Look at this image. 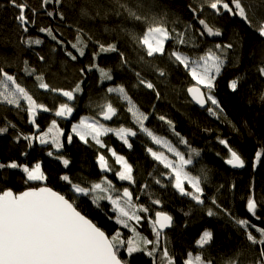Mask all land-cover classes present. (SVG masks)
Here are the masks:
<instances>
[{"label": "trees", "instance_id": "1", "mask_svg": "<svg viewBox=\"0 0 264 264\" xmlns=\"http://www.w3.org/2000/svg\"><path fill=\"white\" fill-rule=\"evenodd\" d=\"M151 2L152 0H145L146 5H150ZM28 3L38 9L35 17L36 26L29 25V31L23 32L15 20L18 10L10 6L9 0H0V67L16 77L17 82L33 95L37 103H43L50 108L58 106V103L66 101V98L40 89L35 76H29L24 71L25 62L37 73L42 74L45 82L53 88L71 90L79 83L83 91L77 94L76 100L67 101L70 105H75V110L68 120L55 117L52 112H38L36 125L39 126V133H37L36 125L31 123L32 117L24 110L27 107L24 101L21 102L23 107L20 109L0 103V126L8 127V132L0 135V162L15 161L22 165L27 164L29 167L40 162L48 177L43 183L67 198L72 197L73 193L69 190L70 186L61 179L63 175L70 176L75 182L81 180L95 182L106 176L117 189L129 188L134 193V200L136 196H139L137 203L151 209L149 213L141 214L145 217H154L155 211L171 208L184 218L181 225L165 231L171 241L170 249H174L177 254V264H181V253L188 249L196 251L194 241L205 229L214 233V244L210 250L213 256L226 258L237 248H241L245 253L242 259H255L252 254L253 248L258 252L259 246L249 245L242 231H238L227 216L221 213L218 218L207 217L200 206H197L190 198L181 196L171 186L172 181L168 179L170 170L155 161L147 148L151 147L157 152H163L173 160L172 154L141 133L138 126L134 124L131 114L127 113L126 107L123 106V101L116 104L115 94L107 93L106 90L109 87L124 86L140 110L148 115L146 127L169 141L173 147L184 153L186 158L191 155L192 149L199 152V156L191 157L193 164L186 170L191 171L193 175H199L203 170L206 179L202 186L205 189V197L209 198L206 199L209 207H213L210 198L215 197L218 203L231 210L234 216L247 218L257 226L264 227V208L258 209L261 220H256L246 210L247 199L251 192H255L258 200L264 199V155L259 161L256 160V153L264 150V102L259 99L261 88H264V81L258 77L249 57L253 47L258 49L261 44H264V38L250 30L238 17H232L226 12L223 15H215L213 10L205 7L202 13H194L193 8L200 7V0H156L161 7L146 6L143 9L146 13L167 12L168 27H175L177 31H183L185 25H191L200 47L198 49L181 48L190 55L203 54V50L215 44H227L236 34L240 35L241 41L229 50V61L217 77L211 93L217 100L218 106L212 105L209 101L207 109L201 110L196 108L188 98L187 89L195 85V81L191 79L183 66L171 64L165 57L154 59L145 56V60L166 72L165 76H160L149 64L136 63L137 56L133 48L125 44L123 40L117 39L115 33L104 30L105 27H115L122 17L109 16L107 20L82 18L78 9L66 7L67 0L65 4L53 3L43 8L40 7L41 0H28ZM257 3H261V0H257ZM48 11L55 14L48 16ZM60 12L64 13L63 20L59 18ZM26 14L31 17L30 12ZM177 18L180 23L173 24L172 21ZM201 18L214 23L223 35L200 36L199 31L196 30H203L199 24ZM127 23L131 26V22ZM40 27L51 28L57 39L54 41L47 36L46 32H40ZM78 35L87 43L83 56L72 47V44L77 42ZM27 38H38L43 43L29 47L22 42ZM99 43H104L106 46L117 43L119 52H124L126 58L132 62L130 66L121 65L119 52L99 53ZM68 52L76 56V59H71ZM140 55L144 53L141 52ZM41 56L44 57L43 60L40 59ZM233 56L239 57L235 65L231 63ZM82 68L85 69L83 73L80 71ZM89 68L91 71L88 70ZM99 68L110 70L113 79L110 81L104 79ZM135 71H139L146 81L152 82L155 91L140 85ZM244 74L247 75V79L236 92H233L229 86L231 79ZM203 90L206 91V89ZM105 97L111 99L118 108V115L111 121H104L98 115L99 108L96 105L103 103ZM53 101L56 102L55 105ZM89 103L92 104L91 108ZM84 116H95L107 126L114 128L120 126L133 128L138 134L136 137L129 138L132 147L129 148L113 133L101 137L107 145L106 148H100L91 139L88 144H85L75 135H73V142L67 143L66 137L72 134L71 126L78 123ZM161 116L165 117V120H160ZM53 119L65 131V137L62 138L64 147L59 152L51 145L39 144L38 140L33 141L29 146L28 141L22 137L19 140L16 139L20 134L42 133L48 129ZM169 120L174 128L167 123ZM11 125H15V128ZM181 138L187 141V144ZM221 140L227 141L228 147L241 155L245 161L244 168L237 169L227 165L226 160L230 158V154L228 148L220 143ZM109 148L115 150L118 155L124 156L133 166L135 184L118 179L115 173L121 167L111 157ZM49 151L53 152V156L47 154ZM101 154L108 159L112 171L107 173L101 171L98 164V156ZM57 155H63L64 158L69 159V166L65 167L61 160L56 159ZM156 178L161 179L162 184L167 186L155 184ZM145 183L148 185L147 189L143 188ZM185 185L186 188L189 187ZM35 186H37L36 183L25 182V175L19 169L6 168L0 171V190L7 188L19 193ZM149 194L151 199H159L162 203L152 204ZM75 203L82 214L93 220L109 236L116 231H120L124 237L131 236L129 229L116 223L115 214L107 201H101V207L98 208L91 197L81 196ZM190 207L193 215L184 216V211ZM110 216L111 219H109ZM185 221L190 222L187 228L184 227ZM135 226L142 235L154 239L151 224L147 218ZM124 252L126 251L122 249L120 255L123 259H127L129 264H152V259L143 252L134 253L130 258L123 256Z\"/></svg>", "mask_w": 264, "mask_h": 264}, {"label": "snow or ice", "instance_id": "2", "mask_svg": "<svg viewBox=\"0 0 264 264\" xmlns=\"http://www.w3.org/2000/svg\"><path fill=\"white\" fill-rule=\"evenodd\" d=\"M55 3L56 5L65 4V0H41L40 7H46ZM11 7L17 9L15 20L23 32L29 31V25L36 26V15L38 9L33 8L28 0H9ZM161 7L152 0L150 5H146L145 0H67L66 7L78 9L79 15L86 19L100 18L107 20L109 16L121 18L115 27H105L106 32H113L116 38L123 40L133 48L136 53V63H146L154 67V70L160 76H165L166 72L156 65H152L150 61L145 60L146 57L157 58L165 57L167 61L174 65H181L195 81V85L188 87L187 92L190 94L196 104L204 106L206 101H211L212 105H217V100L211 95L215 87V81L225 68L226 62L229 61V50L234 48L235 44L240 43L241 37L236 34L233 40L227 44H215L213 47L203 50V54L190 55L185 49H198L200 46L193 33L191 25H185L183 31H177L175 27H168V14L155 12H144L145 7ZM207 7L213 10L215 15H223L228 13L232 17H238L245 25L259 37L264 38V0L257 3V0H200V7L193 8L194 13H202ZM30 12L31 17L26 13ZM55 13L48 11V16ZM59 18L64 19V13H59ZM127 22H131V26ZM173 24L180 23L179 19L172 21ZM202 31L200 36L207 34L208 36L219 37L223 35L221 30L210 23L206 18L199 19ZM40 32H46L47 36L52 40H56V36L51 28H39ZM79 31V30H78ZM90 39V38H89ZM76 43L72 47L76 49L81 56L85 53L87 43L80 35L76 37ZM29 47L32 45H40L42 40L36 38H27L22 41ZM60 43V41H57ZM167 45V48H166ZM119 52L117 43H110L107 46L99 43V53ZM143 52L144 55H140ZM259 52V55H257ZM71 59L75 60L76 56L71 52L67 53ZM98 54V53H97ZM122 66H130L132 63L126 58L124 52H119ZM249 57L255 67L258 77L264 81V44L257 49L253 47L249 52ZM44 59L43 56L40 57ZM238 56H233L231 63L235 65ZM91 71V68L88 69ZM101 76L106 80H112L111 71L99 68ZM24 71L29 76H35L37 85L40 89L59 94L66 98V101H60L58 106L52 108L43 103H37L33 95L22 87L16 77L4 71L0 67V103L15 106L17 109L23 107L22 101L27 104L26 110L32 117L31 123L36 125V116L38 112H52L55 117L63 119L70 118L75 110V105H70L67 101L76 100L78 93L83 90L78 83L73 89L65 90L61 88H53L45 82L44 76L36 72L34 68H30L25 62ZM81 73L85 69H80ZM135 76L140 85H144L148 89L155 91L152 82L146 81L139 71H135ZM247 79V75H240L230 81V88L236 92L242 83ZM206 89L207 91H203ZM107 93L115 94L116 104L123 101L127 113L131 114V118L141 133L145 134L151 141L171 152L177 161L169 159L163 152H157L153 148H147L151 157L163 165L165 169L170 170L168 176L172 181V187L184 197L190 198L197 206L205 212L207 217H219L221 213L228 217V220L236 227L238 231H242L245 239L251 246H259L258 252L253 248L252 254L255 259H242L244 249L237 248L232 255L213 256L211 248L214 244V233L209 229L203 230L202 234L194 241L196 249H191L180 254L181 264H264V227L257 226L247 218L234 216L231 210L220 205L215 197L210 198L213 207L206 204L205 189L202 186L206 179L203 170L201 174L193 175L191 171L186 170L187 166L193 164L194 156H199L196 149H192L191 155L186 158L185 154L178 151L171 143L162 137L156 135L150 128L145 126L148 115L145 114L137 106L133 97L125 89L124 86H116L107 88ZM159 96V93H156ZM261 102H264V88H261L259 96ZM54 105L56 104L53 101ZM92 104L89 103V108ZM99 108V116L104 121H111L113 117L118 115V108L111 99L105 97L103 103L96 105ZM165 120V117H159ZM170 127L174 128L172 122L167 121ZM15 128V125H11ZM37 133H39V126ZM8 132L7 126H0V135ZM71 135L66 137L67 143L73 142V135L79 138L85 144L89 143V138L99 145L100 148H106L107 145L101 140V137L113 133L129 148L132 144L129 142L130 137H136L137 131L131 127H110L101 123L95 116H84L79 119L78 123L71 126ZM23 138L28 141L31 146L33 141L38 140L41 145H51L57 152L63 147L62 138L65 137L64 130L60 127L55 119L51 121V125L47 131L37 135L17 136L19 140ZM183 141V138H181ZM187 144V141H183ZM228 148L230 158L226 163L233 168H244L245 161L235 150L228 147L227 141L221 140ZM111 157L115 159V163L121 168L116 171V176L120 181H128L135 184L133 175V166L128 163L124 156L118 155L115 150L108 149ZM53 156V152L47 153ZM27 155V153H24ZM264 155V150L256 153V160L259 161ZM56 159L62 161L65 167L70 164L69 159L63 155H57ZM98 164L102 172L107 173L113 169L108 163L105 155L98 156ZM19 169L25 175L26 183H36L37 186L29 187L19 193L11 189L0 190V264H129L127 259H123L120 255L121 250L126 251L130 258L134 253L143 252L152 259V264H177L176 253L174 249H170V238L165 232L166 229L174 227L173 216L164 211H155L154 217H145L141 214H147L151 211L148 206L137 203L139 196L134 200V193L129 188L119 190L115 187L111 180L106 176L99 181L88 182L81 180L75 182L70 176L63 175L61 179L70 187L73 193L72 197L66 196L58 191H54L46 185L48 177L42 169L40 162H36L29 167L27 164H19L15 161L8 163L0 162V171L4 169ZM161 175H164L161 173ZM39 182V183H38ZM155 184L163 185L161 179L156 178ZM43 183V186L40 184ZM185 184L189 187L186 188ZM234 187V186H233ZM144 189L148 188L145 183ZM147 194V193H141ZM91 197L93 203L100 208L101 201H107L111 205V211L115 214V221L122 225L123 228L129 229L131 236L124 237L120 231L109 236L101 229L93 220L82 214L75 203L79 197ZM149 198L151 196L149 194ZM152 204H161L159 199H151ZM264 208V199L258 200L255 192H251L246 203V210L256 220H261L258 209ZM215 209V210H214ZM193 215L191 207L184 211V216L191 217ZM112 217L110 216L109 219ZM147 218L151 224L154 239H149L142 235L135 225ZM188 221H185L184 227H189ZM255 234H254V232Z\"/></svg>", "mask_w": 264, "mask_h": 264}, {"label": "rangeland", "instance_id": "3", "mask_svg": "<svg viewBox=\"0 0 264 264\" xmlns=\"http://www.w3.org/2000/svg\"><path fill=\"white\" fill-rule=\"evenodd\" d=\"M207 91V90H206ZM212 93V92H211ZM212 95V94H211ZM213 96V95H212ZM25 102V101H24ZM26 103V102H25ZM58 118H60V117H58ZM99 118L100 119H103L102 118V116H99ZM63 119V118H62ZM69 118H67V119H63V120H68ZM99 119V120H100ZM100 122L101 123H103V121L102 120H100ZM63 129V128H62ZM45 131H47V130H45ZM45 131H43V132H45ZM42 132V133H43ZM42 133H40V134H42ZM64 133H65V131H64ZM89 139H91V138H89ZM163 147V146H162ZM163 148H165V149H167L166 147H163ZM169 153V152H168ZM171 153V152H170ZM172 154V153H171ZM172 156L175 158V161H177V158L172 154ZM172 157V158H173ZM174 158H173V160H174ZM119 165V164H118ZM120 166V165H119ZM190 166V165H189ZM189 166H187V167H189ZM121 167V166H120ZM39 183V182H38ZM29 184H35V183H29ZM185 187H186V185H185ZM131 191V190H130ZM164 211H166V212H168V213H170L172 216H173V218H174V226H179V225H181V223H182V221H183V216L180 214V215H178L175 211H173L171 208H165V210ZM133 225H135L136 224V222L135 221H132L131 222ZM166 231V230H165ZM124 251V250H123ZM123 256H126V257H128L127 256V253L126 252H124V255Z\"/></svg>", "mask_w": 264, "mask_h": 264}, {"label": "water", "instance_id": "4", "mask_svg": "<svg viewBox=\"0 0 264 264\" xmlns=\"http://www.w3.org/2000/svg\"><path fill=\"white\" fill-rule=\"evenodd\" d=\"M203 90V89H202ZM204 91V90H203ZM186 93H188V92H186ZM188 98H189V100L191 101V103L192 104H194V106L196 107V108H199V109H201V110H206L207 109V107H208V101H206V103H205V105L204 106H201V105H199V104H196L195 103V101H193L192 100V98H191V96H190V94L188 93ZM228 166H230L231 167V165H229V164H227ZM41 186H43V185H41ZM49 187V186H48ZM52 188V187H51ZM53 189V188H52ZM54 190V189H53ZM55 191V190H54ZM67 198V197H66ZM87 217V216H86ZM88 218V217H87ZM166 230H168V229H166Z\"/></svg>", "mask_w": 264, "mask_h": 264}, {"label": "bare ground", "instance_id": "5", "mask_svg": "<svg viewBox=\"0 0 264 264\" xmlns=\"http://www.w3.org/2000/svg\"><path fill=\"white\" fill-rule=\"evenodd\" d=\"M209 102V101H208ZM208 106H209V104H208ZM237 169H242V168H237Z\"/></svg>", "mask_w": 264, "mask_h": 264}]
</instances>
